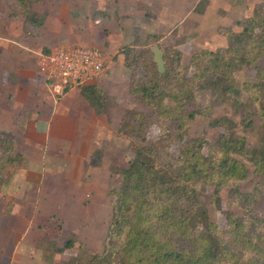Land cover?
<instances>
[{"label": "trees", "instance_id": "obj_1", "mask_svg": "<svg viewBox=\"0 0 264 264\" xmlns=\"http://www.w3.org/2000/svg\"><path fill=\"white\" fill-rule=\"evenodd\" d=\"M7 1L10 19L22 17L27 31H41L48 12L33 7L41 0ZM208 4L209 0H199L193 11L204 13ZM99 12L108 19V11ZM233 23L217 29L228 45L193 51L187 63L181 48L162 43L164 33L142 34L140 26H134L132 40L119 53L131 72L128 91L147 110L129 107L97 83L78 85L95 114L109 120L120 115L118 133L130 140L132 156L120 171L111 168L121 182L107 191L112 215L102 250L90 252L80 244L60 264H264V214L256 211L258 194L264 192V65L257 64L255 78L242 87L236 80L239 67L264 58V3ZM155 45L163 49V72L154 60ZM203 90L210 92V103L188 109ZM218 106L232 108L239 122L228 116L214 119V126L223 129L214 141L207 130L190 136V122L198 116L211 117ZM26 114L23 110L20 122ZM256 117L262 123L250 147L247 133L255 128ZM155 127L157 136L149 142ZM103 156L104 149L97 148L91 163L101 166ZM25 158L11 135L0 130V196ZM248 162L257 176L253 191L236 184L249 176ZM199 183L213 188L210 198L218 208L228 187L227 200L241 208L242 215L225 210V225L211 219L200 199ZM12 206L7 200L3 213H10ZM199 224L203 231L197 230ZM74 246L72 239L58 244L45 236L39 246L41 258L52 264Z\"/></svg>", "mask_w": 264, "mask_h": 264}, {"label": "crops", "instance_id": "obj_2", "mask_svg": "<svg viewBox=\"0 0 264 264\" xmlns=\"http://www.w3.org/2000/svg\"><path fill=\"white\" fill-rule=\"evenodd\" d=\"M174 1L144 0L143 2L154 6L159 5V8L155 9L154 12H157L161 18L167 21L166 17L169 14L167 7L169 2L174 5ZM110 3L113 7L112 10L107 8L96 9V12L99 10L108 11V19L101 21V14L96 13L93 20L95 25L104 24L103 32L96 30V27L92 25L89 28L92 32L90 40L86 38V42L79 44L78 39H73L71 43L77 46L95 47L96 45L104 48L101 50L106 51V59H110L111 53L116 52L119 62L123 64L120 50L111 49L112 45H107L108 40L102 35L107 34L111 24L117 25L118 22L122 24L123 19L132 18L134 15L140 16L142 13L134 9L136 3H130L129 0H114ZM181 3L180 0H177L175 7ZM196 3L197 0L192 1L187 16L181 15L177 18L176 21L179 25L187 18L201 15V19H194L193 23L196 24H192L190 29L198 24L203 29L205 28L202 21H204L206 11L208 12L212 1L209 0L204 14L193 12ZM54 18L55 16L50 15L39 32L44 38L41 44H37L31 49H19L20 52L24 53L23 57L19 56L23 65L17 64L20 68L14 66L2 77L0 91L6 98L5 101H0V130L2 127H7L20 133L15 148L23 152L26 158L23 167L15 174L11 185L2 194L4 196L1 195L6 201L0 202V264H50L41 258L38 245L40 237L47 236L57 243L63 244L66 227L75 226L74 234L76 235L81 229L82 220L91 223L88 232H92L94 226L101 220L100 217L98 218V214L103 210L105 197L109 196L107 194L109 187H111L109 184L114 178L113 175H116L107 166V161L110 157H117V151L121 145V140H123L118 133L120 115H115L109 120L105 115L95 114L76 85L70 87L64 95L60 96L58 101L52 99L48 94L47 77L40 64L41 55L66 43L64 40L58 39V32L54 33ZM223 20L225 19L212 20L209 24L213 26L211 29L218 31L219 25H225L220 23ZM216 24L218 25L215 27ZM144 25L134 24V26H140L142 31L145 29ZM177 25L168 32L158 29L157 25L147 31L162 32L165 34V39L171 31L177 28ZM85 26L87 27V25ZM134 26L129 25L128 33L116 41L118 43L121 41L122 45L129 43L133 36L130 34L131 28ZM180 48L182 49L181 46ZM33 57H36V60ZM2 61H8L4 55ZM6 64L8 63H4L5 68L7 67ZM29 65L39 67L40 85L38 88L37 86H29L37 83L35 80L28 84H21L19 81L23 68L25 70L26 67L29 72H34ZM104 77L105 75L102 74L99 78L101 80H95L94 83L101 87L104 86L103 88L107 90L105 85L109 81ZM26 86L29 90H25ZM107 86L110 88L109 85ZM112 86L108 89L111 93L117 95L129 107H138L132 95H122L115 83ZM20 88H22V93L17 97ZM23 110H27V114L20 122L19 117H21ZM111 137L113 139H110ZM124 145H126L125 142ZM97 148L104 149V156L99 167L91 163L93 153ZM73 165L79 167V171H73ZM40 168L42 170L38 171ZM79 187L84 189L83 191L80 190V194L78 193ZM47 188L57 191L59 189L63 192L62 194L56 192L44 195L43 192ZM60 197H62V201ZM7 200H11L13 206L12 211L5 214L3 211L6 208ZM83 244L87 246L88 242L85 241Z\"/></svg>", "mask_w": 264, "mask_h": 264}, {"label": "rangeland", "instance_id": "obj_3", "mask_svg": "<svg viewBox=\"0 0 264 264\" xmlns=\"http://www.w3.org/2000/svg\"><path fill=\"white\" fill-rule=\"evenodd\" d=\"M114 0H41L38 4L34 5V9L37 11H47L48 17L55 16L53 20V29L54 33L58 32V39L64 40V44H62L59 47H72L73 43L71 41L73 39H78V43L82 44L81 42H86V38L89 40L92 38V32L89 28L94 25L96 27V30H100L103 32L105 29L104 24H93L94 16L96 13L101 14L102 17L101 21L107 20L104 18L103 14L99 11L96 12L97 8L101 9H110L112 10V4L110 3ZM130 3H136V6H134V9L139 10L142 14L140 16L134 15L132 18H125L122 21V24L120 22L117 23V25H110V29L107 32V34H104V38L108 40L107 45H112L111 49H119L121 48L122 44L121 41H116L120 37H123L128 33V26L134 24L136 25H144L145 29H141L142 34H146L145 32H148L147 30H150L149 28H152L153 26L157 25L158 29L168 32L172 27L176 26L177 18L179 16H187L190 12L191 3L193 0H180L182 3L175 7V3L177 0L174 1V5H172L169 2V6L167 7L168 15H167V21L164 18H161L157 12H154V10L159 8V5H151V4H145L143 2L144 0H129ZM197 3L196 5L198 4ZM212 4L208 10L206 11V16L204 18V21H202V24L205 28L199 26H194L190 29L192 24L195 20L194 19H201L202 16H193L192 18H187L182 24H178L177 28H175L174 31H171L170 34L164 39H162V43L164 45H177L179 48L182 47V50L184 52L183 56V63H187L190 54L193 51L202 49V48H210V49H216L221 46L228 45V41L226 38L218 33V31H215L211 28L213 26H210L212 20H216L217 18L225 19L223 22L225 25H234V20L241 18L244 19L247 16H249L252 13V10L254 6L264 3V0H211ZM178 4V2H177ZM117 6V5H116ZM120 7V5H118ZM230 9V10H227ZM136 13L135 11H132ZM194 12V11H193ZM229 13V15H227ZM10 13L11 9L9 7L7 0H0V87L2 84V77L4 73H7L8 70H11L14 66H22V62L20 59V55L23 57L24 53L19 51V49H27V48H34L36 45L41 44V42L44 40L43 36L39 33H33L32 29L31 31H27L24 28L23 18L18 17L14 20L10 19ZM146 13V14H145ZM153 13V14H152ZM195 13V12H194ZM204 14V13H201ZM205 22V23H204ZM197 23H199L197 21ZM201 23V22H200ZM87 25V27L85 26ZM218 24L215 25V27ZM235 29H238L237 26H234ZM141 28V27H140ZM108 30V29H107ZM191 30V31H190ZM94 34V33H93ZM131 35H133V27L131 28ZM129 35V34H128ZM95 37V36H94ZM93 37V38H94ZM70 42V43H67ZM114 43V44H113ZM86 44V43H84ZM77 46V45H73ZM84 46V45H81ZM114 46V47H113ZM100 49L99 46H96ZM44 49V47H43ZM56 49V48H55ZM162 51L163 49L160 48ZM105 56L107 57L106 51H104ZM29 53V52H28ZM4 55V58L8 61H2V56ZM110 59H107L106 61V68L104 71L105 79H107L109 82L106 83V89L108 92H110L108 89H110L112 84L115 83L117 85L118 90L120 94L122 95H131L128 91V77L130 78V69L124 66L122 63L118 60V53L112 52L110 55ZM33 59L36 60V57H33ZM36 62V61H35ZM34 62V63H35ZM4 63L6 64V68L4 67ZM264 65V58H262L259 62L252 64L250 66H241L236 71V80L240 87H242V84L246 80H252L255 78L256 75V65ZM37 65V64H36ZM27 66V65H26ZM19 67V66H18ZM33 68L34 72H29L27 68L25 67V70L23 68V72L20 75V83L21 84H28L32 81H37V83H34L29 86H38L40 85V80L38 77V74H40L39 67L37 66H30ZM20 68V67H19ZM43 70V68H42ZM29 73V75H28ZM31 73V76H30ZM43 73L45 74V71L43 70ZM46 75V74H45ZM101 76V75H100ZM100 76L96 79L98 80ZM102 78V77H101ZM44 80V78H43ZM101 80V79H99ZM98 80V81H99ZM109 85L110 88L107 86ZM104 87V86H103ZM41 88V86H40ZM46 88H48V94L50 97L58 101L60 99L59 96H56L51 93L49 89V84H46ZM25 90H29L28 86L25 87ZM47 90V89H46ZM45 91V90H44ZM22 93V88H20L17 92V97H19ZM47 93V91H46ZM111 93V92H110ZM245 96V94L243 93ZM16 97V98H17ZM6 96L3 95L0 91V101H5ZM137 102V108L138 110H147L142 103ZM210 103V92L207 90L198 91L196 93L195 100L188 106V109H195L199 107L206 106ZM11 105V102L9 103ZM220 116H228L232 118L233 120L239 122V116L234 114V111L229 106H218L213 109V114L211 117H201L198 116L195 120L190 122L189 130H190V136L196 137L200 135L204 130H207L208 138L211 141H214L217 137V135L223 131V129L219 126H214L213 120L220 117ZM262 123L261 118L256 117L255 118V128L253 130H250L247 133L248 136V143L249 146L252 147L256 140V129L257 127ZM170 128L173 130V124L170 123ZM2 130L5 132H8L12 139L16 142L20 136V133L13 130L8 129L7 127H2ZM240 132H242V127H239ZM158 128L155 127L150 135H149V142L154 140L157 136ZM123 140H121V145L117 151V157L109 158L108 159V165L109 168H114L116 171H120L123 167L128 166V162L130 160V157L132 156V151L128 148V144L130 140L125 137H121ZM110 139H113L111 137ZM124 142L126 145H124ZM27 153H30L29 151H26ZM177 152V147L174 149V155ZM243 158V157H241ZM245 161H247L245 158H243ZM72 164V162H70ZM250 167V173L246 180L241 182H236V184L243 190H249L253 191L255 190V182L257 181V176L253 172V165L249 163ZM65 169V168H64ZM42 169H38V171H41ZM73 171H79V167H76L73 165ZM114 171V172H116ZM113 179L110 182V186L112 188H118L121 182V176L117 173L116 175H113ZM109 187V188H111ZM197 188L199 190V196L201 201L204 204V207L207 210V214L209 217L215 221H217L221 225L226 224V219L224 215L225 210H231L236 215H242V209L238 208L234 205H232L227 199H228V187L223 189L222 192V204L221 208H218L216 204H214L211 201V193L213 192V188L205 183H199L197 184ZM84 190L83 188L79 187L78 193L80 194V190ZM58 192L59 194H62V190H55V189H49L47 188L43 194H53ZM4 196V195H2ZM0 197V202L4 203V197ZM8 198V197H7ZM60 200L62 201V197H60ZM112 197L108 196L105 197L104 207L101 213L98 214V218L100 217L101 220H99L98 224L94 226L92 232H88L89 228H91V223L86 220H80L81 226L79 231L75 233V226H67L65 229V238L64 242H66L69 239L74 240V248L69 249L65 252V254L58 255L57 259L52 264H60L62 259H68L76 250L77 246L79 244L84 245L83 243L85 241L88 242L87 250L90 252H96L102 249L103 245V239L107 231L108 222L111 218L112 214ZM256 211L260 214H264V192H261L258 194V203L256 206ZM59 225V224H58ZM74 229V230H72ZM198 231L204 230V225L199 224L197 227ZM71 232V234H70ZM88 236V237H87ZM58 238V237H57ZM43 237L39 238L38 245L40 246V243L42 241ZM57 242V241H56ZM59 244H62L61 242H58Z\"/></svg>", "mask_w": 264, "mask_h": 264}, {"label": "built area", "instance_id": "obj_4", "mask_svg": "<svg viewBox=\"0 0 264 264\" xmlns=\"http://www.w3.org/2000/svg\"><path fill=\"white\" fill-rule=\"evenodd\" d=\"M106 61L103 50L90 46L59 47L40 58L49 89L59 97L72 86L94 82L104 73Z\"/></svg>", "mask_w": 264, "mask_h": 264}, {"label": "water", "instance_id": "obj_5", "mask_svg": "<svg viewBox=\"0 0 264 264\" xmlns=\"http://www.w3.org/2000/svg\"><path fill=\"white\" fill-rule=\"evenodd\" d=\"M153 51H154V60L158 64V69L163 72L165 70L163 51L160 49L158 45H155L153 47Z\"/></svg>", "mask_w": 264, "mask_h": 264}]
</instances>
